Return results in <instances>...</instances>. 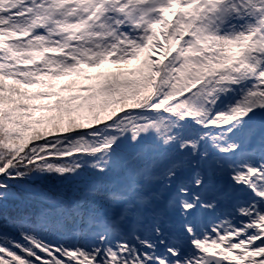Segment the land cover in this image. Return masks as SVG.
Returning a JSON list of instances; mask_svg holds the SVG:
<instances>
[{
    "label": "snow or ice",
    "instance_id": "6c2138e0",
    "mask_svg": "<svg viewBox=\"0 0 264 264\" xmlns=\"http://www.w3.org/2000/svg\"><path fill=\"white\" fill-rule=\"evenodd\" d=\"M0 264H264V0H0Z\"/></svg>",
    "mask_w": 264,
    "mask_h": 264
},
{
    "label": "trees",
    "instance_id": "16d2710c",
    "mask_svg": "<svg viewBox=\"0 0 264 264\" xmlns=\"http://www.w3.org/2000/svg\"><path fill=\"white\" fill-rule=\"evenodd\" d=\"M53 183H55V182L53 181Z\"/></svg>",
    "mask_w": 264,
    "mask_h": 264
}]
</instances>
